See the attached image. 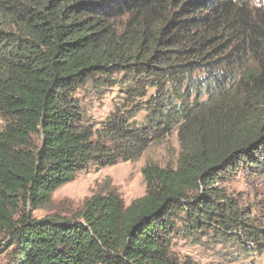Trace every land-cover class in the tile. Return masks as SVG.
Segmentation results:
<instances>
[{"label":"trees","instance_id":"16d2710c","mask_svg":"<svg viewBox=\"0 0 264 264\" xmlns=\"http://www.w3.org/2000/svg\"><path fill=\"white\" fill-rule=\"evenodd\" d=\"M90 80L123 95L98 127L75 96ZM0 120L5 264H193L176 237L234 230L241 252H264V224L224 185L242 171L264 188V4L0 0ZM174 131L177 167L145 165L130 204L109 191L72 218L33 215L91 165L136 160Z\"/></svg>","mask_w":264,"mask_h":264},{"label":"rangeland","instance_id":"374dc122","mask_svg":"<svg viewBox=\"0 0 264 264\" xmlns=\"http://www.w3.org/2000/svg\"><path fill=\"white\" fill-rule=\"evenodd\" d=\"M254 2L258 5L264 4V0ZM75 96L80 100L84 123L96 127L115 106H121L124 102L120 84L95 88L93 80L80 87ZM146 115L147 111L142 110L134 120L141 124ZM180 149L178 133L174 131L164 140L150 145L136 160H122L115 165L104 167L91 165L77 174L72 181L58 188L53 194L51 204L34 210L33 215L37 218L48 215L72 218L83 208L88 198L109 191H115L128 205L146 193L147 184L142 172L145 165L153 163L165 168H176ZM224 185L228 194L239 202L242 209L252 207L253 215L264 224V188L258 187L257 182L247 180V174L242 171ZM237 232L238 230H234L220 238L212 233L210 236L202 237L200 241H194L181 234L174 240L173 250L182 261L193 264H264V252H252L248 255L241 252L234 238ZM1 239L3 236L0 237V241ZM4 243L5 241L0 245V264L7 261V247ZM250 249H254V246L250 245Z\"/></svg>","mask_w":264,"mask_h":264}]
</instances>
